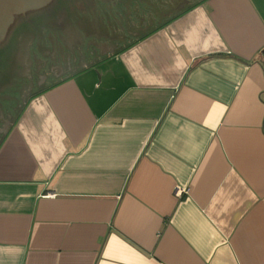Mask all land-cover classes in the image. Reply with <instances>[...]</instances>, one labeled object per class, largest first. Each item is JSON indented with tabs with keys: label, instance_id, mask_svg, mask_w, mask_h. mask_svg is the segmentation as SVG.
<instances>
[{
	"label": "crops",
	"instance_id": "1",
	"mask_svg": "<svg viewBox=\"0 0 264 264\" xmlns=\"http://www.w3.org/2000/svg\"><path fill=\"white\" fill-rule=\"evenodd\" d=\"M91 4L0 94V264H264V0Z\"/></svg>",
	"mask_w": 264,
	"mask_h": 264
},
{
	"label": "rangeland",
	"instance_id": "2",
	"mask_svg": "<svg viewBox=\"0 0 264 264\" xmlns=\"http://www.w3.org/2000/svg\"><path fill=\"white\" fill-rule=\"evenodd\" d=\"M83 2L84 0H50L41 8L14 16V23L6 37L0 41V94L3 90L10 89L9 87H15L31 40L37 41L45 37L53 42L55 37L61 40L65 35L78 39V30L93 27L83 19L85 12L90 11L92 14L94 11L92 0H86V9H83ZM42 15H46V19L38 20ZM33 50H38V46H34Z\"/></svg>",
	"mask_w": 264,
	"mask_h": 264
},
{
	"label": "water",
	"instance_id": "3",
	"mask_svg": "<svg viewBox=\"0 0 264 264\" xmlns=\"http://www.w3.org/2000/svg\"><path fill=\"white\" fill-rule=\"evenodd\" d=\"M50 0H0V41L15 15L38 9ZM41 6V7H40Z\"/></svg>",
	"mask_w": 264,
	"mask_h": 264
},
{
	"label": "flooded vegetation",
	"instance_id": "4",
	"mask_svg": "<svg viewBox=\"0 0 264 264\" xmlns=\"http://www.w3.org/2000/svg\"><path fill=\"white\" fill-rule=\"evenodd\" d=\"M41 7V6H40ZM38 20H40V21H44L45 19H46V15H42V16H40L39 18H37ZM14 23V19L12 20V22H11V24L8 26V28L6 29V32H5V37H6V35H7V32L9 31V29H10V27H11V25ZM21 25V24H20ZM24 25V24H23ZM22 25V26H23ZM21 26V27H22ZM56 38V37H55ZM33 40H31L29 43V48H28V51H27V55H31L32 56V59H35L34 58V56H35V54H36V51L34 52V50H33V48H34V46H36L37 45V41H34V44L31 46V42H32ZM39 52H42L41 50L39 51ZM43 68H44V66L42 65V64H35L34 65V67H31V66H29V67H27L25 64H23V69L22 70H20V75L22 76V78H23V80H24V83L26 84V86L24 87V89H27L28 88V85H30L31 84V77L35 74V73H37L38 71L39 72H42V70H43ZM24 84V85H25ZM22 89H23V87H22ZM0 123H4V119L1 117V115H0ZM2 128H0V134H1V132H2Z\"/></svg>",
	"mask_w": 264,
	"mask_h": 264
},
{
	"label": "built area",
	"instance_id": "5",
	"mask_svg": "<svg viewBox=\"0 0 264 264\" xmlns=\"http://www.w3.org/2000/svg\"><path fill=\"white\" fill-rule=\"evenodd\" d=\"M181 193H182V190H180V189H176V191H175V195H176V196H180Z\"/></svg>",
	"mask_w": 264,
	"mask_h": 264
}]
</instances>
